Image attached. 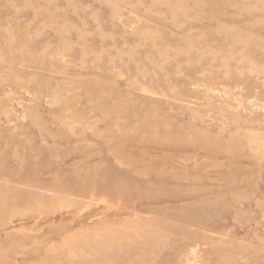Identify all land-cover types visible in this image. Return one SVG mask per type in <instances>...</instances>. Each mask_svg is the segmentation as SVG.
I'll return each mask as SVG.
<instances>
[{
	"label": "rangeland",
	"instance_id": "374dc122",
	"mask_svg": "<svg viewBox=\"0 0 264 264\" xmlns=\"http://www.w3.org/2000/svg\"><path fill=\"white\" fill-rule=\"evenodd\" d=\"M263 215L264 0H0V264H264Z\"/></svg>",
	"mask_w": 264,
	"mask_h": 264
},
{
	"label": "bare ground",
	"instance_id": "6f19581e",
	"mask_svg": "<svg viewBox=\"0 0 264 264\" xmlns=\"http://www.w3.org/2000/svg\"><path fill=\"white\" fill-rule=\"evenodd\" d=\"M249 71V70H248ZM251 71V70H250ZM210 86V85H209ZM121 188V187H120ZM264 216V215H263ZM111 248V247H110ZM152 252L156 249V244L151 245ZM104 253L105 256L108 255V252L105 250L102 251V254ZM157 253V252H156ZM99 261V260H98Z\"/></svg>",
	"mask_w": 264,
	"mask_h": 264
}]
</instances>
